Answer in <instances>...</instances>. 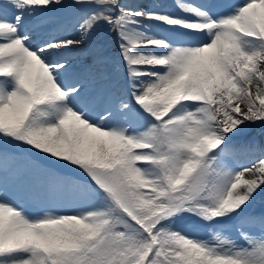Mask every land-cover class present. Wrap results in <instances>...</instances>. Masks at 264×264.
<instances>
[{
  "label": "snow or ice",
  "instance_id": "1",
  "mask_svg": "<svg viewBox=\"0 0 264 264\" xmlns=\"http://www.w3.org/2000/svg\"><path fill=\"white\" fill-rule=\"evenodd\" d=\"M0 0V264H264V0Z\"/></svg>",
  "mask_w": 264,
  "mask_h": 264
},
{
  "label": "bare ground",
  "instance_id": "2",
  "mask_svg": "<svg viewBox=\"0 0 264 264\" xmlns=\"http://www.w3.org/2000/svg\"><path fill=\"white\" fill-rule=\"evenodd\" d=\"M257 125H255V127H256ZM255 132H256V130H255ZM244 139H250L249 137H244ZM258 139V138H257ZM264 132H261L260 131V137H259V143H258V141H256L258 144H261V145H264Z\"/></svg>",
  "mask_w": 264,
  "mask_h": 264
}]
</instances>
